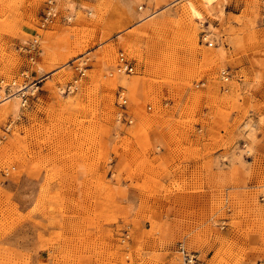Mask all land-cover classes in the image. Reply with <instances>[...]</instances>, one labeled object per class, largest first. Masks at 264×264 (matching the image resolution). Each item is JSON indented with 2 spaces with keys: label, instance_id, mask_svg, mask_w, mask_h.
Wrapping results in <instances>:
<instances>
[{
  "label": "rangeland",
  "instance_id": "rangeland-1",
  "mask_svg": "<svg viewBox=\"0 0 264 264\" xmlns=\"http://www.w3.org/2000/svg\"><path fill=\"white\" fill-rule=\"evenodd\" d=\"M48 1L0 0V264H264V0Z\"/></svg>",
  "mask_w": 264,
  "mask_h": 264
},
{
  "label": "built area",
  "instance_id": "built-area-1",
  "mask_svg": "<svg viewBox=\"0 0 264 264\" xmlns=\"http://www.w3.org/2000/svg\"><path fill=\"white\" fill-rule=\"evenodd\" d=\"M58 18V12L56 8V3L53 0H49L47 2L46 8L43 12V15L41 17V26L44 28L53 22L56 21ZM23 50H25L30 55V60H35V53L37 52L38 45L37 42H32L29 44H26L25 46L21 47ZM78 74L73 79L72 82L68 83L66 86L62 87V93L63 94H70L75 91H77L81 85L82 79L85 76V73L83 69H81L79 66L76 67ZM116 71L118 73H125V74H133L134 73V66L132 62L127 58L124 52H120L118 56V63L116 67ZM21 76L23 79L27 78L26 72L21 73ZM222 78L225 82L229 80V75L227 74V71L222 72ZM26 82V81H24ZM3 81H0V89H3L4 97L1 100V102L6 101L14 96L19 95L22 99V106H25L28 101L29 97L34 95V92H31L30 85L27 83H18L16 80L12 81L11 84L5 86V88H2ZM36 83V82H35ZM37 86V83L35 84ZM29 88V90H28ZM39 88V87H37ZM117 98L119 100L118 106L120 108H125L127 104V98L125 95L124 90H120L118 92ZM127 117V114L121 113L120 118L122 120H125L124 118ZM130 124L133 122L132 119L127 120ZM262 200H264V194L261 196ZM178 252L182 257V264H197L198 263V255L193 252H189L186 247L183 244H180L178 247Z\"/></svg>",
  "mask_w": 264,
  "mask_h": 264
},
{
  "label": "bare ground",
  "instance_id": "bare-ground-1",
  "mask_svg": "<svg viewBox=\"0 0 264 264\" xmlns=\"http://www.w3.org/2000/svg\"><path fill=\"white\" fill-rule=\"evenodd\" d=\"M200 2H201V0H200ZM203 2L206 4V5H209V4H211V2H212V0H203ZM190 6V5H189ZM191 11L196 15V16H198L199 14H198V12L196 11V9H195V7L193 6V5H191ZM202 15V14H201ZM124 74V73H123ZM32 88V87H31ZM63 89V88H62ZM61 89V90H62ZM28 90H29V88H28ZM18 97L20 98V100H21V105H22V99H21V97L19 96V95H17V96H15V97H13V98H11V99H8V100H6V101H3L2 103H1V106H3V105H5L6 106V104H8L11 100H13V101H15V103L13 104V106H14V110L15 111H17L18 110V106H17V104H16V100L18 99ZM23 107V106H22ZM145 123V122H144Z\"/></svg>",
  "mask_w": 264,
  "mask_h": 264
}]
</instances>
